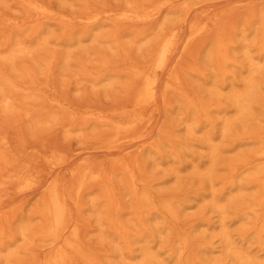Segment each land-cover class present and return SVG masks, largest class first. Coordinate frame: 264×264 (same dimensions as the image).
Wrapping results in <instances>:
<instances>
[{
  "label": "rangeland",
  "instance_id": "1",
  "mask_svg": "<svg viewBox=\"0 0 264 264\" xmlns=\"http://www.w3.org/2000/svg\"><path fill=\"white\" fill-rule=\"evenodd\" d=\"M263 32L264 0H0V264H264Z\"/></svg>",
  "mask_w": 264,
  "mask_h": 264
},
{
  "label": "bare ground",
  "instance_id": "2",
  "mask_svg": "<svg viewBox=\"0 0 264 264\" xmlns=\"http://www.w3.org/2000/svg\"><path fill=\"white\" fill-rule=\"evenodd\" d=\"M206 28L207 27L204 26V24L199 25L197 28L193 30L190 37H195L196 35H199ZM176 40H177L176 32H173L172 34L168 35L164 40H162L159 46V51L157 54V58H156L153 70L152 72L147 74L145 78L144 90L137 95L136 102H142L143 100L149 101L154 98L156 88L159 84V73L165 69L167 61H168V56L169 54L172 53L175 47V44H176ZM261 40L264 41V32L261 34ZM247 88L248 90H247L246 95L244 96L245 98L248 97V95L252 92L253 84L249 83ZM238 104H239V108L241 112H243L244 102H239ZM134 123H135L134 121H131L130 123L124 125L122 128L129 130L134 126ZM258 154L264 157V151H260ZM19 179L25 182L27 181V178L19 177ZM258 182L260 183L264 191V182L262 180ZM4 183L5 182H0V189L2 188ZM50 196H51V201L48 206V211L50 214L51 225H50L49 232L51 233L52 236H55L57 233H59L62 230L65 224L67 211L65 208L64 201L59 197L56 185H53L51 187ZM73 232H74V236H77V230L75 228L73 229ZM73 249L77 254H80V255L82 254V250L80 246H75L73 247ZM228 250L232 251L230 247H228ZM235 257H236V260L238 261V264H250L248 258L246 257H243L239 254H235ZM68 262L69 261L66 259V257H64L61 253H58L57 255L53 256L48 263H45V264H68Z\"/></svg>",
  "mask_w": 264,
  "mask_h": 264
}]
</instances>
